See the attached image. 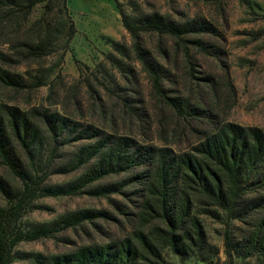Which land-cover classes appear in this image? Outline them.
<instances>
[{
  "label": "rangeland",
  "instance_id": "1",
  "mask_svg": "<svg viewBox=\"0 0 264 264\" xmlns=\"http://www.w3.org/2000/svg\"><path fill=\"white\" fill-rule=\"evenodd\" d=\"M263 2L68 0V9L78 31V36L76 34L69 42L64 32L71 27V21L59 0L39 3L30 10L25 7V0H0V55L12 59L9 63L0 59V67L22 74L27 80V74L43 76L46 82V86L23 91L0 85V101L23 110L46 108L107 132L129 135L142 143L176 151L187 149L189 144L223 121L264 131ZM118 6L131 18L151 13L169 16L177 22L204 18L216 28L217 33L213 34L217 35L201 36L211 45L210 55L192 47L190 57H185L168 38L163 40L166 54H161L157 49L158 36H142L150 57L165 68L162 81L165 91L180 99L187 115L180 116L154 93L148 73L133 53V40L122 25ZM121 27L124 33L117 41L121 51L116 52L114 42L99 38L104 29L116 31ZM38 43L47 48L49 55L28 58L24 45ZM102 44H109L110 48L102 49ZM110 53L116 57V64L108 61L106 56ZM67 150H74V147ZM88 167L53 175L47 183H69ZM144 170L148 167L136 173ZM0 175L17 186L15 178L3 165H0ZM127 176L106 178L89 186L85 192ZM149 181L147 176L110 197L82 193L38 199L35 203L44 209L29 213L24 218L28 224L51 223L83 209L105 210L113 217L85 223L49 238L23 242L15 252L19 256L40 254L42 258H50L87 245L134 239L136 232L143 231L162 249L168 264H182L178 256L157 241L156 224L142 221V205L148 197ZM5 204L0 194V205ZM196 204L195 210H200L202 207ZM194 213L204 226L205 239L202 248L193 251L184 264H207L203 261L206 258L213 264H264V256L254 252L250 244V237L263 213L244 219H231L223 211H219L218 218ZM227 229L231 236V257L226 247ZM13 264L38 263L31 257L16 259Z\"/></svg>",
  "mask_w": 264,
  "mask_h": 264
},
{
  "label": "trees",
  "instance_id": "2",
  "mask_svg": "<svg viewBox=\"0 0 264 264\" xmlns=\"http://www.w3.org/2000/svg\"><path fill=\"white\" fill-rule=\"evenodd\" d=\"M52 0H25L32 9ZM71 27L65 31L68 41L78 33L68 9V0H59ZM121 22L133 40V53L148 73L154 93L180 116L187 115L180 99L171 97L162 81L165 68L152 59L144 46L143 35L159 38L157 49L166 54L164 38L177 50L190 57L192 47L211 54V45L201 36L217 35L216 28L206 19L177 22L159 13L129 17L118 6ZM208 33V34H207ZM210 33V34H209ZM197 38L191 39V37ZM113 43V42H112ZM114 50L121 45L114 42ZM28 58L49 55L41 43L25 44ZM109 62L116 64L110 53ZM3 62H12L0 55ZM13 73L0 67V85L15 91L46 86L43 76ZM74 147V150H67ZM0 165L5 166L17 181L8 183L0 175V194L6 204L0 205V264H13L16 259L33 257L38 264H168L162 249L143 231L134 239L105 245H87L73 252L42 258L40 254L18 255L16 247L23 242L49 238L67 229L77 228L97 220H111L105 210L83 209L63 215L51 223L28 224L24 218L31 212L44 209L35 201L45 197L77 196L89 193L110 197L125 188L150 178L141 211L142 221L155 223L159 244L180 258L182 264L195 250L202 248L205 229L194 213L218 218L219 211L231 219H244L256 213L264 214V131L254 126L220 122L213 130L176 151L140 142L129 135L107 132L93 124L74 121L58 112L42 107L23 110L0 101ZM89 166L75 180L50 185L53 175L73 173ZM144 167L141 174L136 173ZM128 175L114 183L86 189L106 178ZM196 202L202 207L196 208ZM227 253L231 257V236L225 234ZM254 252L264 256V216L250 237ZM207 264L213 262L204 259Z\"/></svg>",
  "mask_w": 264,
  "mask_h": 264
},
{
  "label": "crops",
  "instance_id": "3",
  "mask_svg": "<svg viewBox=\"0 0 264 264\" xmlns=\"http://www.w3.org/2000/svg\"><path fill=\"white\" fill-rule=\"evenodd\" d=\"M103 31L104 32H102V34H101L102 36H100V38H99L101 41H104L105 38H108L111 42H117L118 39L121 37V34L124 33L122 27L118 28L116 31L115 30H113V31L107 30V29H104ZM77 36H78V33H77ZM98 45H100V44H98ZM93 48L95 49V47H93ZM103 48L107 49V48H110V46H109V44H102V49ZM93 53H94V51H91V54H93ZM201 264H204V263H201Z\"/></svg>",
  "mask_w": 264,
  "mask_h": 264
}]
</instances>
